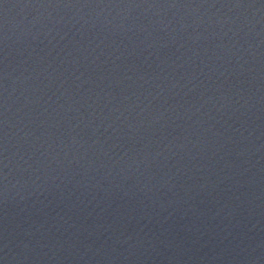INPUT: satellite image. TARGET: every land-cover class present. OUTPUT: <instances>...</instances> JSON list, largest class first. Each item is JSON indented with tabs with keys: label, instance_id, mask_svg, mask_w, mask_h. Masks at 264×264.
Instances as JSON below:
<instances>
[{
	"label": "water",
	"instance_id": "obj_1",
	"mask_svg": "<svg viewBox=\"0 0 264 264\" xmlns=\"http://www.w3.org/2000/svg\"><path fill=\"white\" fill-rule=\"evenodd\" d=\"M0 264H264V0H0Z\"/></svg>",
	"mask_w": 264,
	"mask_h": 264
}]
</instances>
